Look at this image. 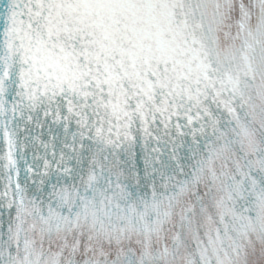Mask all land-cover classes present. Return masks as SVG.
Returning a JSON list of instances; mask_svg holds the SVG:
<instances>
[{
  "label": "snow or ice",
  "instance_id": "6c2138e0",
  "mask_svg": "<svg viewBox=\"0 0 264 264\" xmlns=\"http://www.w3.org/2000/svg\"><path fill=\"white\" fill-rule=\"evenodd\" d=\"M0 264H264V0H0Z\"/></svg>",
  "mask_w": 264,
  "mask_h": 264
}]
</instances>
